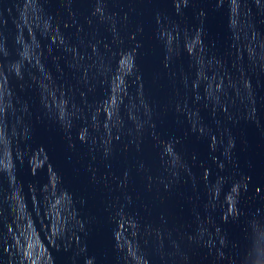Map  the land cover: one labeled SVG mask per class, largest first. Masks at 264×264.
<instances>
[{"label": "water", "instance_id": "1", "mask_svg": "<svg viewBox=\"0 0 264 264\" xmlns=\"http://www.w3.org/2000/svg\"><path fill=\"white\" fill-rule=\"evenodd\" d=\"M0 264H264V0H0Z\"/></svg>", "mask_w": 264, "mask_h": 264}]
</instances>
